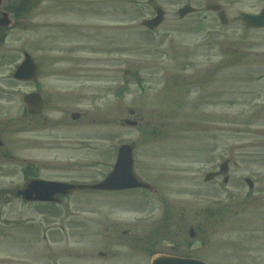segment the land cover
Wrapping results in <instances>:
<instances>
[{"label": "rangeland", "instance_id": "obj_1", "mask_svg": "<svg viewBox=\"0 0 264 264\" xmlns=\"http://www.w3.org/2000/svg\"><path fill=\"white\" fill-rule=\"evenodd\" d=\"M29 4L16 17L20 0L2 6L12 22L0 42V264H149L159 251L264 264V28L239 19L263 1ZM184 4L197 11L180 18ZM156 5L164 20L148 30ZM24 51L36 81L12 77ZM32 91L39 115L23 102ZM122 143L155 191L77 190L53 206L19 197L30 177L101 180ZM225 160L228 171L206 181Z\"/></svg>", "mask_w": 264, "mask_h": 264}, {"label": "water", "instance_id": "obj_2", "mask_svg": "<svg viewBox=\"0 0 264 264\" xmlns=\"http://www.w3.org/2000/svg\"><path fill=\"white\" fill-rule=\"evenodd\" d=\"M264 1V0H263ZM3 0H0V26H10L12 20L8 12L1 9ZM207 9L219 11L220 6L210 4ZM195 9L190 5H184L178 10L179 17L193 12ZM156 15L153 18L144 21V25L150 29L158 26L163 20V10L160 7L155 8ZM218 17L222 23H226V15L223 11L218 12ZM241 20L248 27L264 26V9L259 14L242 13ZM23 60L16 68L13 77L18 80H36L38 76V66L28 52L23 53ZM27 104L30 113H39L43 106L42 97L32 92L26 94L23 98ZM78 113H72V118L77 119ZM125 123L135 125V121L125 120ZM1 144V141H0ZM134 159L132 146L123 144L118 149V156L112 170L105 178L97 183L88 185H75L58 181H50L44 179H29L24 187L18 191L23 200L27 201H43V202H59L58 195H66L76 189H95V190H123L129 188H143L152 191V185L142 181L134 172ZM227 171V162L220 166V172ZM214 174H208L206 179H210ZM227 181V177L224 178ZM249 187L252 188V183L247 180ZM190 235L193 236V231L190 230ZM150 264H207L206 262L194 258H179L167 255H154L151 257Z\"/></svg>", "mask_w": 264, "mask_h": 264}, {"label": "trees", "instance_id": "obj_3", "mask_svg": "<svg viewBox=\"0 0 264 264\" xmlns=\"http://www.w3.org/2000/svg\"><path fill=\"white\" fill-rule=\"evenodd\" d=\"M20 5L21 6L17 8H12L15 17L18 16L21 12H28L30 9L29 0H20ZM4 31L5 29L0 28V42H2L5 38Z\"/></svg>", "mask_w": 264, "mask_h": 264}, {"label": "flooded vegetation", "instance_id": "obj_4", "mask_svg": "<svg viewBox=\"0 0 264 264\" xmlns=\"http://www.w3.org/2000/svg\"><path fill=\"white\" fill-rule=\"evenodd\" d=\"M158 253H162V254H171V255H178V256H186V255H182V254H175V253H172V252H161L159 251ZM101 255H105L103 252H100Z\"/></svg>", "mask_w": 264, "mask_h": 264}]
</instances>
